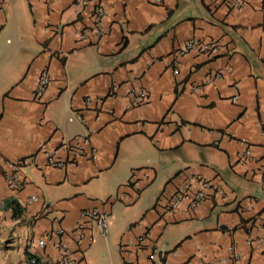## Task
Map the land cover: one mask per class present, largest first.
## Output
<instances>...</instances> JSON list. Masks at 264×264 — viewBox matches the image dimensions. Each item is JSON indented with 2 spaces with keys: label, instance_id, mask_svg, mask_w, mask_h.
Listing matches in <instances>:
<instances>
[{
  "label": "crops",
  "instance_id": "1",
  "mask_svg": "<svg viewBox=\"0 0 264 264\" xmlns=\"http://www.w3.org/2000/svg\"><path fill=\"white\" fill-rule=\"evenodd\" d=\"M160 1L0 0V264L58 260L47 238L58 230L77 264H264V0L232 11ZM189 39L218 41L219 55L177 57ZM43 70L52 80L36 100ZM83 137L81 155L58 153L73 165L48 167L47 152ZM25 158L14 192L2 171ZM202 180L211 188L195 210L159 208ZM94 209L107 232L82 219Z\"/></svg>",
  "mask_w": 264,
  "mask_h": 264
},
{
  "label": "built area",
  "instance_id": "2",
  "mask_svg": "<svg viewBox=\"0 0 264 264\" xmlns=\"http://www.w3.org/2000/svg\"><path fill=\"white\" fill-rule=\"evenodd\" d=\"M92 0H77V5L80 8L88 7L91 4ZM158 3H161L160 0H158ZM210 6H213V8L217 7H226L229 11L239 9L245 5L244 0H210ZM106 17V11L101 6H95L93 10V27L90 29L91 32L95 36H102L103 35V22ZM85 36L83 35L82 38ZM220 52V44L218 41H202L200 39H189L187 40L183 46L178 50L176 56L177 57H183L185 55H188L190 53H201L203 55L208 56L209 58H215L219 55ZM174 74H179V71L177 69L174 70ZM219 75H212L209 77L206 81V84L210 85L213 83V81L217 78H219ZM51 74L49 70H43L39 76L38 85L35 90L34 97L36 100H41L45 92L47 91L48 87L51 84ZM141 99L145 100L146 96L141 95ZM238 101V97H235L233 99V102L236 103ZM90 144V139L88 137L78 138L74 139L73 141H65L62 143L61 147L57 149L54 153H46L47 155V162L48 167L53 169H64L68 164L73 165L72 163H68L67 161H63L59 159L58 153L62 149H66L68 151H71L73 153V156H79L81 155L83 151V145ZM242 145L244 146L245 150L241 156L242 160H251L253 156V150L251 145L246 143L245 141L242 142ZM31 159L25 158L20 159L14 163H11L8 165V171H2L4 179L6 180L9 188L14 192H20L24 185L25 181L22 178V172L23 170L30 165ZM259 163H262L260 165V168L257 170V174L264 180V159L258 160ZM199 187L196 189L197 186ZM210 183H207L206 181H199L196 184L193 182H187L185 183L170 199L164 200V203H159V208L162 209L164 213H172L174 211H177L184 202L188 203L189 207L193 210H195L198 205L203 201L205 198V190L210 189ZM37 201V199H34ZM82 219L86 220L88 223L95 224L98 226L103 232H107L109 228V215L103 210L94 209L91 211H85L81 214ZM257 222L264 223V214H261L256 218ZM62 230H58L55 232H51L49 235H47V238L49 237H56L59 239V248L62 249V254L60 258L56 261H49L47 259H44L40 257L37 254H31L30 256V263L31 264H77V261L72 255V252L67 247L65 243L61 241V237L63 235ZM147 238V235H141L138 238V245H141L145 239ZM46 245V239H40L37 241V246L39 248H45ZM124 245L121 247L122 250H124ZM155 252H157L155 250ZM162 264H168L167 262H163Z\"/></svg>",
  "mask_w": 264,
  "mask_h": 264
},
{
  "label": "trees",
  "instance_id": "3",
  "mask_svg": "<svg viewBox=\"0 0 264 264\" xmlns=\"http://www.w3.org/2000/svg\"><path fill=\"white\" fill-rule=\"evenodd\" d=\"M10 206L14 209L15 214H17V216H20V214L22 213L21 208L18 205H16V203H12L10 204Z\"/></svg>",
  "mask_w": 264,
  "mask_h": 264
}]
</instances>
